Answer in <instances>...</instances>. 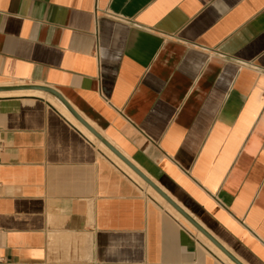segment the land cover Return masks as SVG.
<instances>
[{
    "label": "crops",
    "instance_id": "0c3cea01",
    "mask_svg": "<svg viewBox=\"0 0 264 264\" xmlns=\"http://www.w3.org/2000/svg\"><path fill=\"white\" fill-rule=\"evenodd\" d=\"M25 85L264 264V0H0V87ZM118 161L0 92V264H235Z\"/></svg>",
    "mask_w": 264,
    "mask_h": 264
},
{
    "label": "water",
    "instance_id": "95a60500",
    "mask_svg": "<svg viewBox=\"0 0 264 264\" xmlns=\"http://www.w3.org/2000/svg\"><path fill=\"white\" fill-rule=\"evenodd\" d=\"M19 90H37L50 94L57 98L66 109L83 124L97 139L105 144L119 159H121L129 168H131L139 177H141L149 186H151L165 201H167L176 211H178L187 221H189L196 229H198L205 237H207L218 249L228 256L235 264H241L235 259L222 245H220L208 232H206L196 221H194L171 197H169L155 182H153L143 171H141L134 163H132L125 155L116 149L107 139L101 136L87 121H85L65 99V97L57 90L37 85L0 87V92L19 91Z\"/></svg>",
    "mask_w": 264,
    "mask_h": 264
},
{
    "label": "bare ground",
    "instance_id": "6f19581e",
    "mask_svg": "<svg viewBox=\"0 0 264 264\" xmlns=\"http://www.w3.org/2000/svg\"><path fill=\"white\" fill-rule=\"evenodd\" d=\"M29 94V93H38V92H33V91H24V92H18V93H15V94ZM10 94H12V93H3L2 95H10ZM13 95V94H12ZM63 111H65L64 109H63ZM67 115L73 120V118L67 113ZM73 121H75V120H73ZM81 127V126H80ZM83 128V127H82ZM83 130L90 136V137H93L86 129H84L83 128ZM120 161V160H119ZM121 162V161H120ZM123 164V163H122ZM124 166H125V164H123ZM130 171H131V173H132V175H134V177L136 176L137 177V179H138V175L133 171V170H131V169H129ZM139 179H141L140 177H139ZM141 180H143V179H141ZM144 182V181H143ZM149 188H150V190L149 191H154V194H158V193H156V191L151 187V186H149ZM224 257H226V256H224Z\"/></svg>",
    "mask_w": 264,
    "mask_h": 264
},
{
    "label": "rangeland",
    "instance_id": "374dc122",
    "mask_svg": "<svg viewBox=\"0 0 264 264\" xmlns=\"http://www.w3.org/2000/svg\"><path fill=\"white\" fill-rule=\"evenodd\" d=\"M94 140H96V139H94ZM101 147L104 148L103 146H101ZM106 151H107V150H106ZM108 153H109V152H108ZM118 162H119V161H118ZM119 163H120V162H119ZM120 164H121V163H120ZM121 165H122V164H121ZM122 166H123V165H122ZM123 167H124V166H123ZM124 169H126V171H127L128 168H125V167H124ZM127 172H128V173H129V174H130V175H131V176H132V177H133L138 183H140L145 189H147V191H148L149 193H151V194L154 195L157 199H159L158 196L154 194V191L151 192V191L148 190V188H147L148 184H147L145 181L143 182V180L139 179V177H138V179H137L136 176L134 177V175H132V173H131V171H130L129 169H128ZM160 201H161V200H160ZM162 202H163V201H162ZM164 203H165V202H164ZM176 215H177V214H176ZM178 217L181 218V216H179V215H178ZM182 219H183V218H182ZM200 236H201V235H200ZM218 253H219V252H218ZM220 255H221V253H220ZM231 263H232V262H231ZM232 264H233V263H232Z\"/></svg>",
    "mask_w": 264,
    "mask_h": 264
}]
</instances>
